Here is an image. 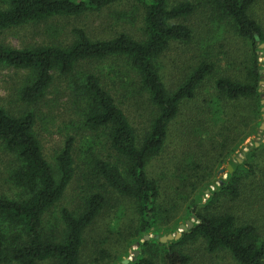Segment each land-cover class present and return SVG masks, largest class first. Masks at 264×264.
I'll return each mask as SVG.
<instances>
[{"label": "trees", "instance_id": "trees-1", "mask_svg": "<svg viewBox=\"0 0 264 264\" xmlns=\"http://www.w3.org/2000/svg\"><path fill=\"white\" fill-rule=\"evenodd\" d=\"M1 1L0 32L99 13L117 5L128 6L129 11L115 10V20L140 17L141 38L119 33L110 39L92 40L84 30L74 28L68 43L26 48L0 43V68L24 72L15 90L14 106H0V149L8 161L6 183L14 192L13 196L0 194V264H82L87 231L112 196L134 205L133 238L125 243L136 244L138 254L128 264H190V256L180 248L195 241L202 242L208 253L227 252L235 264H264V236L253 223H238L231 208L220 204L239 200L241 177L253 174L244 161L231 162V173L218 184L200 187L194 180L203 165L187 158L181 163L184 179L177 189L182 206L173 199L169 209L182 207L184 217L193 219L192 227L177 240L160 243L151 237L140 242L146 235L158 234L162 215L160 188L148 177V164L161 154L168 128L182 108L193 105L195 115L186 128L197 132L214 127L222 117L232 121L236 114L231 109L240 102L254 101L260 106L257 52L264 45V30L249 15L257 0ZM195 16L201 17L205 32L196 34L187 24ZM223 28L248 45L252 63L243 80L216 77L210 85V100L199 102L200 90L216 72L204 49L215 31ZM174 44L192 47L196 55L182 79L169 90L160 59ZM133 80L151 110L140 134L105 88L107 83L115 88L131 85ZM41 103L68 117L60 129L65 132L64 140L52 162L44 156L36 126ZM192 117L200 122L195 124ZM77 174L76 208L55 211ZM97 254V261L108 256L99 250Z\"/></svg>", "mask_w": 264, "mask_h": 264}, {"label": "rangeland", "instance_id": "rangeland-1", "mask_svg": "<svg viewBox=\"0 0 264 264\" xmlns=\"http://www.w3.org/2000/svg\"><path fill=\"white\" fill-rule=\"evenodd\" d=\"M2 7L4 8V5L0 0V9ZM119 9L129 11L128 6L115 5L102 12L77 18H56L43 23L26 24L7 29L0 32V43L14 48L68 43L71 38L70 32L74 28L84 30L92 40L110 39L119 33L139 40L141 38L140 17L129 21L115 20L112 12ZM249 15L264 30V0H257L250 9ZM187 24L196 30V34H199L200 30L206 31V27L201 25L200 16L187 20ZM213 29L214 27L211 28ZM204 51L215 63L216 72L200 90L199 93L202 96L199 102L201 99L210 100L212 95L210 85L216 77L226 75L243 80L252 63V54L248 45L224 28L216 30L208 39V47ZM195 55L192 47L174 44L161 57L160 71L167 89L175 88ZM257 58L261 65L259 108L254 101L240 102L231 109V112L236 114L232 121L226 122L222 117L221 121L214 123V127L191 132L186 128V123L191 116L195 115V111H192L193 105L186 104L179 117L169 126L161 154L152 160L147 168L148 177L156 180L160 188L159 204L162 208V215L158 221V237L173 235L178 231L179 225H185L187 221L193 222V219L184 217L182 207L178 210L169 209L173 199L180 202L177 189H181L180 185L184 179L181 163L183 165L187 158L203 165L202 171L194 180L200 187L218 184V180H224L228 173L227 166H230L231 162L244 161L251 166L253 174L241 177L239 200L234 202L224 200L220 204L231 208L238 223H253L258 232L264 236V46L258 49ZM23 76V71L8 67L0 68V106L6 108L14 106L12 103L16 99L15 90L20 85ZM133 82L136 83V80H133L131 85H117L115 88L107 83L105 88L124 110L133 128L140 134L147 124L151 110L146 97ZM126 83H130V80ZM124 87L126 89L129 87V91H126ZM130 96L134 97L130 98ZM60 111V109L52 110L42 103L37 109L39 119L36 126L43 145L44 156L49 162H52V158L64 140L65 132L60 129L68 117ZM192 118L195 124L200 122L198 118ZM5 158L6 156L0 149V194L13 196L14 192L6 183L8 161L6 162ZM176 169L181 170L176 173ZM79 180L80 177L77 174L68 185L55 211L63 207L76 208L80 191ZM181 204L179 203L180 206ZM135 223L134 205L128 200L112 196L109 206L87 231L86 245L81 255L82 264H120L124 258H133L132 252L137 250V245L128 246L126 243L133 238L131 235L134 232ZM149 236L153 237L152 234ZM98 250L107 252L108 256L97 261ZM180 250L190 256V264H235L227 252L208 253L200 241L185 244ZM38 264L53 263L43 261Z\"/></svg>", "mask_w": 264, "mask_h": 264}, {"label": "water", "instance_id": "water-1", "mask_svg": "<svg viewBox=\"0 0 264 264\" xmlns=\"http://www.w3.org/2000/svg\"><path fill=\"white\" fill-rule=\"evenodd\" d=\"M263 46H264V45L261 44V45L259 46V48H263ZM260 73H261V71H260ZM238 162H240V161H238ZM231 171H232L231 166H227V172H228V173H231ZM221 172H222V170L220 171V173H221ZM192 225H193V222H191V221H187L185 225H179V226H178V231L175 232L173 235H172V234H168V235H166V236H161V237H158L157 235H155V236H153V238H154V239H157L160 243H166V242H168V241L177 240V239L181 236V234H182L183 232H185L186 230L190 229V228L192 227ZM149 238H151V237H150L149 235H146V236L143 237V240H142V241L148 240ZM137 254H138V251H137V250H134V251L132 252V256H133V258H134L135 256H137ZM133 258H124V259L120 262V264H128L130 261L133 260Z\"/></svg>", "mask_w": 264, "mask_h": 264}]
</instances>
